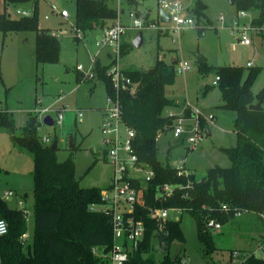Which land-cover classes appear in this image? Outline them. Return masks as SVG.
<instances>
[{
    "label": "trees",
    "instance_id": "trees-1",
    "mask_svg": "<svg viewBox=\"0 0 264 264\" xmlns=\"http://www.w3.org/2000/svg\"><path fill=\"white\" fill-rule=\"evenodd\" d=\"M73 1L74 23L82 33L101 31L113 24L119 14L117 9L107 6L106 0ZM143 1L124 0L128 7L139 6ZM193 1L192 8L188 10L190 16H204L205 5L200 0ZM0 4L3 7L0 11V32L3 37L9 33L33 32L35 64L58 63L61 45L58 38L39 25L38 0H0ZM21 5H31L32 16L12 18L8 8ZM233 6L239 13H254L252 25L264 24V0H235ZM148 14L146 10L135 12L136 17L145 21H148ZM205 29L199 28L198 35L204 34ZM124 53L122 41L121 56ZM175 61L177 64L178 61ZM176 64L157 57L151 69L122 71L132 84L137 83L134 94L128 90L130 84L127 90L117 93L122 120L135 133L133 149L138 160L154 171V177L143 192V206L137 205L132 215H125V218L132 216L141 220L145 229L137 248L130 252L124 264H181L185 244L181 217L174 220L168 215L160 226L150 218L149 208H177L182 210V214L191 215L195 220L196 237L206 256L215 251L212 237L215 230L207 226L209 221L218 223L222 228L235 218L237 211L261 218L264 215V110H249L252 104L260 103L262 108L264 105V88L255 96L251 92L261 67L248 68L244 77L245 68L241 66L216 70L198 62L201 73L212 70L216 73L218 80L213 85H217L221 91L219 108L235 112L232 126L237 142L236 146L222 150L230 161L229 167L209 168L205 176L197 181L193 172L187 177L178 176L173 166L161 163L157 157L156 139L163 131L172 130L174 123L173 117L164 112L175 106L165 96V87L174 82ZM107 68L108 65L97 62L94 77L103 82L106 96L113 98L116 92L106 76ZM80 77L81 74L75 71L76 83ZM184 115L187 117L189 113ZM204 124L202 121L201 127ZM9 125L12 131L11 122ZM38 127L36 118L31 116L22 134L13 136L19 145L28 148L33 157L31 240L27 242L23 239L27 233L26 216L10 208L0 198V219L7 227L6 233L0 236V264H108L107 256L113 244L111 218L91 210V206L101 205L102 189L81 187L76 179L73 158L69 156L65 161H58L57 140L54 139L57 145L52 149V143L47 144L38 137ZM66 141L68 144L75 142L72 135ZM75 148L74 144L72 149ZM101 155L105 161L103 151ZM188 183V188H185ZM166 184L179 185L182 189L176 188L170 197H165L161 189ZM222 206H226L227 211ZM154 243L161 256L158 261L154 257ZM261 246L263 257L247 255L243 264H264V238Z\"/></svg>",
    "mask_w": 264,
    "mask_h": 264
},
{
    "label": "rangeland",
    "instance_id": "rangeland-1",
    "mask_svg": "<svg viewBox=\"0 0 264 264\" xmlns=\"http://www.w3.org/2000/svg\"><path fill=\"white\" fill-rule=\"evenodd\" d=\"M200 1L205 5L204 16L192 15L195 25L185 30L177 43H172L170 33L161 34L151 25H146L142 30H127L122 37L125 53L119 61L120 69L125 72L151 69L157 57L186 63V72L176 73L174 82L165 87V96L175 106L165 109L164 114L171 112L180 115L195 109L205 118L213 116V124H204L202 139L193 146L174 137L172 130L168 129L159 134L156 147L158 160L163 164L175 166L185 159L186 167L193 172L197 181L205 176L209 168L230 166L222 150L236 146L237 137L232 126L235 112L219 108L221 91L217 85H213L216 73L214 70L201 73L196 55L206 59L205 67L216 70L227 66L244 67V77L248 68L260 66L251 92L255 96L264 88V42L262 46L257 42L264 38L249 32L251 45L241 46L239 33L232 35L237 25L239 32L248 27L255 14L247 12L245 18H240L235 6H231L227 0ZM48 4L65 10L68 20L63 21L55 14L51 16ZM106 4L112 9L118 7L117 0H106ZM39 5V25L42 28L69 30V25L75 21L73 0H39ZM119 5L125 11L121 15L124 25L131 22L130 13L141 10L150 11L147 18L150 24L156 22L155 0H144L133 7L119 0ZM2 9L0 4V11ZM16 9L30 13L31 5L9 7L8 13L12 18L18 17ZM43 16L48 19L44 20ZM199 28H206L204 34L198 35ZM139 31L142 32L143 43L135 48L132 40ZM99 33L96 30L85 32L80 38L61 35L58 39L61 45L59 62L36 65L33 32L9 33L5 37L0 32V198L10 208L26 216L27 233L23 239L27 242L31 240L33 226V157L28 148L19 145L13 136L22 134L31 116L36 118L39 125L37 135L42 141L44 138H48L50 143L57 140L58 161H65L69 156L73 158L76 179L81 187L103 189L111 181L112 169L101 155V114L98 109L106 104L104 84L98 79L89 80L83 76L78 83L75 79L76 66H82L84 72L91 69L89 55L98 54L100 60L105 61L104 51L98 52L93 43L95 35ZM59 97L63 99L57 101ZM50 105L53 109H63L61 123L52 127L42 123L43 115L39 112ZM77 111L81 112V116L76 115ZM51 116L56 118V112H52ZM69 135L74 137L75 149L69 148L66 141ZM92 164L93 167L88 170ZM9 191L13 193L11 200L5 196ZM175 215L169 211L170 219H175ZM181 229L185 237L181 264H243L247 255L263 257V252L257 247L261 246L264 238V218L255 214L244 213L223 225L221 230L213 231L215 251L207 256L203 254V246L196 237L195 220L188 213L181 216ZM153 246L154 257L158 261L161 256L157 253V244ZM234 252L239 253L235 258Z\"/></svg>",
    "mask_w": 264,
    "mask_h": 264
},
{
    "label": "built area",
    "instance_id": "built-area-1",
    "mask_svg": "<svg viewBox=\"0 0 264 264\" xmlns=\"http://www.w3.org/2000/svg\"><path fill=\"white\" fill-rule=\"evenodd\" d=\"M157 10L163 9L170 15V21L168 23H160L156 14V22L149 23L136 17L135 13H130L129 17L131 22L124 25L120 20L121 14L119 11L117 19L108 27L101 30L99 36H95L93 43L98 52L104 51L108 59V68L106 70V76L110 79L112 87L116 92L115 97L106 96V104L100 110L101 124L100 134L102 142V151L104 152L105 161L112 169L111 181L107 187L103 188L100 194L99 206H91V210L102 212L111 218L112 223V236L113 244L111 250L107 256L108 264H124L129 258V254L132 250L136 249L138 242L142 239L144 232V225L141 220H136L134 217H127L125 215H132L134 213L135 206H143V192L146 184L154 177V171L146 164H143L138 160V156L133 149V139L135 137L134 131L126 126L122 120L121 106L118 100L117 93L122 90H127V86L130 84L129 92L134 94L136 92L137 83L132 84L128 78L122 74V70L119 67V61L121 59V45L122 37L127 30L136 29L142 30L146 25L155 27L159 32L170 33L172 43H177L180 40L181 34L192 28L195 23L190 16L188 10L191 7L192 1L183 0H155ZM33 10L30 13L24 10L16 9L15 14L18 17H30ZM55 14L62 18L67 19L68 14L65 10L54 11ZM246 12H240L239 17L245 18ZM44 19H48L44 16ZM252 21V20H251ZM249 22L248 27H244L239 32V27L233 29L232 35L236 32L239 33L238 42L241 46L251 45V39L248 33H256L264 38V24L262 26H254ZM68 29H56L49 30L50 34L56 38L61 35L68 34L72 38H80L82 32L76 27L75 23L69 25ZM89 62L91 69L84 72L82 66H76L75 71L81 74L85 79H95L94 67L99 62L98 54L89 55ZM249 66L252 64L249 62ZM188 69L185 62H177L176 72L183 74ZM218 78H215L213 84L216 83ZM59 97L57 101L62 100ZM186 109V108H185ZM43 117L45 115H51L52 112H56V118H53L54 125L60 124L63 119V109H53L52 105L40 109L39 111ZM77 116H81V112H76ZM168 116L173 117L174 123L172 127L173 136L176 138L184 139L188 145H195L202 139L203 127L201 122L205 124H213V116L203 117L199 111L195 109L189 110V115L186 117L183 113L180 115H174L168 113ZM43 119V118H42ZM53 125V126H54ZM207 132V131H206ZM45 143L49 144L50 140L44 138ZM177 171V175H184L185 177L191 174V171L186 167V160L180 161L179 164L173 166ZM133 182H139V186ZM186 185L185 188H188ZM176 188L182 189L179 185H164L162 192L165 197H170ZM9 199L13 197L11 191L5 193ZM161 197V191L160 195ZM222 209L227 211L226 206H222ZM169 211L174 212L176 215L174 220H178L182 215V210L173 209H161V208H149L148 213L151 219L156 220L161 226L168 219ZM241 211H237L235 217L241 216ZM264 218V215H262ZM207 226L213 230H219L221 227L214 221H209ZM7 231L5 222L0 219V236H3ZM262 246H259L257 250L262 251ZM239 253L234 252L233 258ZM244 262V261H243ZM240 263V262H239Z\"/></svg>",
    "mask_w": 264,
    "mask_h": 264
},
{
    "label": "water",
    "instance_id": "water-1",
    "mask_svg": "<svg viewBox=\"0 0 264 264\" xmlns=\"http://www.w3.org/2000/svg\"><path fill=\"white\" fill-rule=\"evenodd\" d=\"M227 2L233 6L234 3H235V0H227ZM156 14H157V17H158V21L160 23H168L170 21V15L168 13H166L163 9L159 8L157 11H156ZM143 43V37H142V32L139 31L137 33V35L135 36V38L132 40V45L135 47V48H139ZM196 60L197 62L199 63H204L206 61L205 58L201 57L200 55H196ZM172 64L175 65L176 64V61L172 59ZM263 108L261 107L260 103H256V104H252L249 106V110H252V111H261ZM42 123L45 125V126H48V127H52L54 125L53 123V118L51 117V115H45L42 119ZM209 135V133H208ZM56 142H52L51 144V148L52 149H55L56 148ZM74 146V144H72L71 142H69V148L72 149Z\"/></svg>",
    "mask_w": 264,
    "mask_h": 264
},
{
    "label": "crops",
    "instance_id": "crops-1",
    "mask_svg": "<svg viewBox=\"0 0 264 264\" xmlns=\"http://www.w3.org/2000/svg\"><path fill=\"white\" fill-rule=\"evenodd\" d=\"M118 1V7H117V10L119 9V11H120V14L122 15V14H124V9H121V6L119 5V0H117ZM48 6V13L51 15V16H53V14H55V12L54 11H60L61 9L60 8H57L56 6H54V5H51V4H48L47 5ZM38 8H40V5H39V0H38ZM148 13H150V11L148 10ZM9 14V13H8ZM10 15V14H9ZM55 15H57V14H55ZM58 17H60L59 15H57ZM69 17V16H68ZM68 17H67V19H65V18H62V17H60L63 21H67L68 20ZM43 18H44V16H43ZM45 20V19H44ZM47 20V19H46ZM120 20H121V17H120ZM46 29H48V30H56V29H51L50 27H45ZM58 30V29H57ZM99 31V30H98ZM99 32H101V31H99ZM100 34V33H99ZM99 34L98 35H95V36H99ZM70 37V36H69ZM58 39H59V37H58ZM25 40H27V38L25 37ZM257 42H259V45L260 46H262L263 45V43L262 42H264V40H259V41H257ZM61 52V51H60ZM104 58H105V61H101L100 60V58H99V63H101L102 65H108V59H107V56H106V53L104 52ZM100 110H101V108L100 109H98V112L100 113ZM208 133H209V131H208ZM209 135H210V133H209ZM10 200V199H9ZM262 245V244H261ZM258 248V247H257Z\"/></svg>",
    "mask_w": 264,
    "mask_h": 264
}]
</instances>
